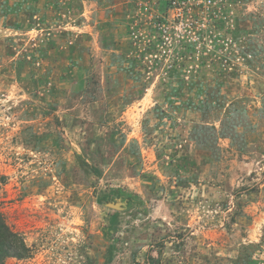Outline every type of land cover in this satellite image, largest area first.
<instances>
[{
    "label": "rangeland",
    "instance_id": "374dc122",
    "mask_svg": "<svg viewBox=\"0 0 264 264\" xmlns=\"http://www.w3.org/2000/svg\"><path fill=\"white\" fill-rule=\"evenodd\" d=\"M0 264H264V0H0Z\"/></svg>",
    "mask_w": 264,
    "mask_h": 264
},
{
    "label": "trees",
    "instance_id": "16d2710c",
    "mask_svg": "<svg viewBox=\"0 0 264 264\" xmlns=\"http://www.w3.org/2000/svg\"><path fill=\"white\" fill-rule=\"evenodd\" d=\"M31 254L23 236L11 228L0 210V263L8 258L26 259Z\"/></svg>",
    "mask_w": 264,
    "mask_h": 264
}]
</instances>
